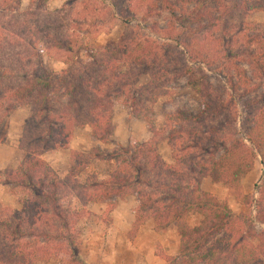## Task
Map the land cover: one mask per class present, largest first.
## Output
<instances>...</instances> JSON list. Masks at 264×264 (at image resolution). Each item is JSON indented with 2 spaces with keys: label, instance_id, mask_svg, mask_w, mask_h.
Returning <instances> with one entry per match:
<instances>
[{
  "label": "trees",
  "instance_id": "trees-1",
  "mask_svg": "<svg viewBox=\"0 0 264 264\" xmlns=\"http://www.w3.org/2000/svg\"><path fill=\"white\" fill-rule=\"evenodd\" d=\"M236 1L247 14L264 12V0ZM176 4L182 5L180 20L196 25V34L219 25L223 17L215 15L222 0H177L168 6L173 27ZM16 5L1 0L5 12H16ZM24 23L0 25V143L7 140L12 113L21 106L31 109L21 141L25 158L16 170L3 172L5 183L28 195L19 210L0 208V264H37L53 258L60 264H93L84 255L77 230L85 209L90 203L108 202L111 212L116 198L130 194L138 200L130 239L149 220L160 231L178 227L179 253L161 254L167 264H264V232L259 243L250 242L242 219L251 217L236 215L226 201L202 186L210 177L224 183L236 198H246L243 178L264 149V94L252 96L264 81V37L248 35L235 51L224 33L220 46L208 42L211 47L197 50L196 41H183L169 31L166 38L177 42H168L169 49L157 41L124 35L98 51L81 43L79 34L59 36L48 24L40 30ZM40 35L45 49L37 39ZM45 52L57 53L66 67L49 71ZM190 59L216 66L224 84L213 82L202 69L199 74ZM172 66L182 67L179 76L189 77L200 110L166 113L168 127L163 131L146 118L153 137L97 152L98 158L109 157L116 164L108 178L80 179L89 166L84 152L73 153L66 177L44 159L46 151L68 147L79 126L89 125L95 140L112 143L116 99L124 98L132 115L141 117L137 108L141 96L148 93L151 98L168 84ZM249 70L259 81L254 86ZM146 73L150 81L138 88ZM128 88L133 91L127 92ZM159 134L163 135L158 139ZM164 140L172 147V162L160 152ZM195 214L201 215L198 225L189 223Z\"/></svg>",
  "mask_w": 264,
  "mask_h": 264
},
{
  "label": "rangeland",
  "instance_id": "rangeland-1",
  "mask_svg": "<svg viewBox=\"0 0 264 264\" xmlns=\"http://www.w3.org/2000/svg\"><path fill=\"white\" fill-rule=\"evenodd\" d=\"M16 5V12H5V7L1 6L0 0V25L12 24L19 22L32 25L35 29H45L48 24L51 26L52 33L62 35V32L67 36L73 33L79 34L81 43H89V46L94 47L95 50H102L111 43L120 41L124 35L135 38L157 41L164 48L169 49L168 42L177 44L166 38V34L171 31L181 40L191 39L196 41V49H201V46L212 45L208 42H215L220 46L219 38L227 35L229 46H232L236 51L242 47L245 42L244 38L248 35L259 34L264 37V12L254 14H247L242 8L236 5V0H222V9L217 16H223L219 19V25L204 30L200 34H196V25L188 26L187 22L180 20L181 4H176L177 18L175 26L173 27L171 9L169 4L177 2V0H13ZM14 4L12 3L11 6ZM195 4L190 5L194 8ZM131 21L127 23V19ZM179 18V19H178ZM17 21V22H16ZM23 21V22H22ZM24 27V25H23ZM174 29V30H172ZM242 33L239 34V31ZM196 31V32H195ZM61 32V33H60ZM225 33V35H224ZM65 35V36H66ZM37 37L40 45L45 49L44 39ZM231 40V38H233ZM226 42V41H225ZM39 45V44H38ZM227 46V47H229ZM173 51V49H172ZM56 55L46 53L44 60L46 67L51 72H59L66 67V65L59 60ZM200 60L203 58L199 56ZM189 59V58H188ZM241 64L243 62L239 61ZM191 64L200 74L201 69L211 76V80L218 84H224L223 78L218 74L216 66L208 67L202 62L191 61ZM244 64V63H243ZM247 69L249 67L244 64ZM129 66V65H128ZM131 67V66H130ZM133 67V66H132ZM182 67L172 66L171 73H169V83L164 85L159 92L152 94L149 98L148 93L141 96V103L138 104V114L141 117L132 115L131 110L124 104V98H118L115 101L113 108V122L115 124L114 141L110 144H104L99 141L90 140L87 142L86 137L88 133L79 131L81 133L80 139L83 145L76 143V150L85 149V154L89 155V166L80 174V179L85 181L89 176H97L104 179L108 177L114 167L115 162L111 158H98L97 152L106 151L111 152L120 146H126L131 141H146L153 137L152 127L150 122H153L155 128L159 131L167 129L165 114L174 112L176 110H190L197 112L200 110V104L196 91L189 85L188 76H179ZM133 70H131L132 72ZM249 75L254 79L251 86H254L259 81L249 70ZM149 73L143 75L139 82L138 88H142L150 81ZM133 91V88L127 89V92ZM142 92V89H141ZM264 94V81L260 83L259 89L252 94L253 97L259 98ZM28 108V107H26ZM30 110V108H29ZM82 128L87 126H81ZM79 127V128H81ZM78 130V128H77ZM76 130V131H77ZM91 130V129H90ZM163 134H159L158 139ZM117 137V138H116ZM78 139V138H77ZM130 142H128L129 140ZM117 141V142H116ZM123 142V143H122ZM98 144V145H97ZM160 152L164 159L172 162V147L167 140L160 143ZM91 154V155H90ZM7 156H5L6 158ZM73 158V157H72ZM73 160L64 168L57 170L62 176H66L71 171ZM18 167V166H17ZM16 166L10 168L11 171L17 168ZM1 171L3 168H0ZM5 169V168H4ZM3 171L0 172V208L15 206L27 197V192L19 186L9 185L3 181ZM203 188L215 194L220 200L226 201L236 215H249L248 218L242 219L244 223V232L248 234L249 241L254 244L259 243V234L264 232V195L261 191L264 186V149L259 158L255 162L254 169L243 178V189L246 194L245 199H238L232 195L228 187L224 183L215 182L208 177L203 181ZM9 195H8V194ZM13 195V196H12ZM10 197H12L10 199ZM130 200V198H129ZM137 201L133 199L131 201ZM116 201V199H115ZM118 201V200H117ZM16 202V203H15ZM15 203V204H14ZM81 207L79 203H76ZM108 202L105 204L90 203L85 209V213L77 225L78 233L80 234V241L82 250L86 259L93 255L94 252H99L102 246L108 252H132L129 246L120 241L119 234L112 235L113 217L112 211H108ZM201 221V215L195 214L190 216L189 223L198 225ZM94 234H98L99 238L96 240L97 244L89 243L94 239ZM252 234V235H251ZM110 236V240L109 237ZM113 236V237H111ZM255 236V237H253ZM127 240L130 239L129 234H126ZM119 244V247H118ZM124 244L126 246H124ZM119 248V250H118ZM126 249V250H125ZM156 252L162 254L167 252L162 244L156 247ZM37 264H60L59 259L53 258L48 262L40 261Z\"/></svg>",
  "mask_w": 264,
  "mask_h": 264
},
{
  "label": "crops",
  "instance_id": "crops-1",
  "mask_svg": "<svg viewBox=\"0 0 264 264\" xmlns=\"http://www.w3.org/2000/svg\"><path fill=\"white\" fill-rule=\"evenodd\" d=\"M30 116L31 109L29 110V107L26 108V106H21L18 107L10 117L7 140L3 143H0V168H3V172L11 171L10 168H13L15 166L19 167V165L25 158L26 152L21 147V141L24 136L25 126ZM85 126L87 127H77L78 130L76 128L77 131L75 130L74 136L68 147L52 149L46 151L43 155L44 159L59 173L61 177H66L67 175L62 176L57 169L64 168L68 163H70L73 160L72 157L74 152H86L85 149L76 150V143L79 145H83V142L80 140L83 139L80 138L82 134L78 132L82 131L88 133V137H86L85 140L87 142L88 140H90L91 131V140L95 142L97 141L92 137L91 127L89 125ZM116 135L117 134H114V138ZM128 142H130V140ZM5 156L7 157L5 158ZM109 174L110 173H108V177ZM11 198L12 197H10V199ZM133 199L137 200V196L134 194H130L124 199L116 198V207L112 211V221L114 227L112 228L111 232L112 235L120 233V236H118V238L120 239V241H122V243L124 242L126 245H128V248H130L132 252H116L115 250L112 252H108L104 250V246H102L101 250H98L99 252H94L93 255H90L87 260L88 262L93 264H167V261L161 256V254L156 252V247L159 244H162L167 251L163 253H166L168 255H177L179 253L181 236L176 225L168 228L165 231H160L156 229L155 222L153 220H149L140 228L133 242L127 240L126 234H128L134 224L135 211L138 205V200H134L133 202L131 201ZM98 203L105 204V202ZM15 207L16 208L14 209L10 207L8 208H10L11 210H19L22 206L20 205V203H18ZM98 238V234H94V239L89 243L98 245V242H96ZM108 238L110 240V236ZM125 244L124 246H126Z\"/></svg>",
  "mask_w": 264,
  "mask_h": 264
}]
</instances>
